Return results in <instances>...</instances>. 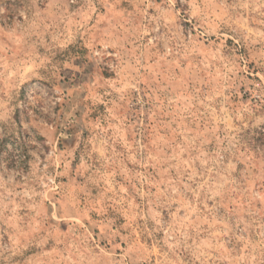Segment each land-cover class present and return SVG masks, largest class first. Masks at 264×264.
<instances>
[{
	"label": "rangeland",
	"instance_id": "374dc122",
	"mask_svg": "<svg viewBox=\"0 0 264 264\" xmlns=\"http://www.w3.org/2000/svg\"><path fill=\"white\" fill-rule=\"evenodd\" d=\"M0 264H264V0H0Z\"/></svg>",
	"mask_w": 264,
	"mask_h": 264
}]
</instances>
